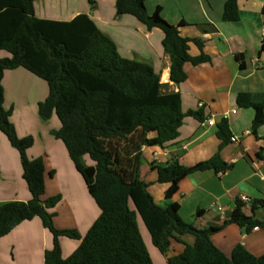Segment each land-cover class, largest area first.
<instances>
[{
    "label": "trees",
    "instance_id": "16d2710c",
    "mask_svg": "<svg viewBox=\"0 0 264 264\" xmlns=\"http://www.w3.org/2000/svg\"><path fill=\"white\" fill-rule=\"evenodd\" d=\"M238 1L225 0L223 21L239 19ZM89 4L93 10L96 0H89ZM115 8L118 15H133L147 29L163 32L162 47L170 58L169 79L174 84L185 81L186 62L197 65L210 61L204 53H189L190 42L202 49V41L182 37L178 26L163 18L159 6L149 13L145 0H115ZM0 49L8 53L0 58V131L19 153L30 192L27 201L0 204V237L22 221L39 217L53 238L52 248L45 251V264H154L140 232L139 217L159 252L167 250L170 238L184 243L183 251L171 257L168 264H264V254L255 256L242 244H236L227 256L211 239L229 223L246 232L264 228V220L243 212L246 203L240 198H236L235 210L222 226L201 229L181 218L177 202L162 206L147 190L148 184L140 177L142 147L176 141L188 116L204 119L202 107L183 110L181 94L162 83L151 65L121 56L114 41L85 13L69 21L35 17L34 0H0ZM18 67L46 81L49 92L38 103V114L43 120L53 113L57 116L60 127L52 134L63 142L100 208V215L83 237L75 229L54 226L53 213L48 209L60 201L61 195L41 198L45 188L44 160L41 156L29 158L27 151L34 138L18 136L10 121L11 109L3 106L4 72ZM236 103L254 110L251 132L257 137L258 128L264 125V102H254L250 93L242 92ZM216 134L222 141L220 148L230 141L226 118L217 124ZM84 155L93 164H84ZM232 166L218 151L190 166L173 159L163 165L152 164L151 168L156 170L159 183L169 184L165 197L171 198L179 181L188 174L209 169L223 174ZM250 207L254 213L264 207V199H250ZM187 234L194 237L193 243L181 239ZM61 236L80 239L67 258L61 256Z\"/></svg>",
    "mask_w": 264,
    "mask_h": 264
},
{
    "label": "crops",
    "instance_id": "0c3cea01",
    "mask_svg": "<svg viewBox=\"0 0 264 264\" xmlns=\"http://www.w3.org/2000/svg\"><path fill=\"white\" fill-rule=\"evenodd\" d=\"M224 2L145 0L147 11L153 13L159 6L163 18L178 26L182 37L202 41V49L189 43L192 56L201 53L210 56V61L197 65L186 62L183 66L186 79L177 85L169 79L170 58L162 47L163 32L158 28L147 29L133 15H118L115 0H96L93 10L89 0H34V16L40 19L69 21L81 13L89 15L114 41L121 56L151 65L160 74L162 83L181 94L184 111L203 108L204 119L186 117L176 141L164 146H143L140 166V177L148 184L147 190L154 200L162 206L177 202L181 218L201 229L222 226L232 216L236 198L264 199V125L258 128L255 137L251 132L254 110L236 103L237 95L242 92L250 93L254 102H264V0H239V19L227 22L222 19ZM6 56L8 53L0 49V58ZM2 87L3 106L11 109L10 121L18 136L34 138L27 151L29 158L41 156L44 160L45 188L41 198L61 195L60 201L48 209L53 213L54 226L75 229L83 237L100 215V208L63 142L52 134L60 127L57 116L53 113L43 120L38 114V103L49 92L46 81L18 67L4 72ZM222 118L227 119L231 136L237 142L230 140L220 148L222 141L216 132ZM209 119L212 125L206 123ZM218 151L223 160L233 165L230 170L223 174L212 169L190 173L179 181L178 190L171 198L165 197L169 184L157 181L152 164L163 165L177 159L190 166ZM82 162L93 164L88 155L82 156ZM29 199L19 153L0 131V204ZM243 212L264 220V207L252 213L250 203H246ZM181 239L194 242L189 234ZM211 239L227 256L236 244H242L255 256L264 254V228L246 232L229 223ZM79 243L80 239L61 236L62 258L71 255ZM52 246V235L39 217L22 221L0 237V264H45V251ZM184 247L183 242L170 238L169 247L162 253L163 264H168ZM152 260L157 264L153 257Z\"/></svg>",
    "mask_w": 264,
    "mask_h": 264
},
{
    "label": "rangeland",
    "instance_id": "374dc122",
    "mask_svg": "<svg viewBox=\"0 0 264 264\" xmlns=\"http://www.w3.org/2000/svg\"><path fill=\"white\" fill-rule=\"evenodd\" d=\"M138 225L140 228L141 235L144 239V242L150 251V254L155 259L157 264H163V260H162L163 254L161 252H159V250L151 243L148 231L146 230V227L144 226L143 222L141 221V219L139 217H138Z\"/></svg>",
    "mask_w": 264,
    "mask_h": 264
},
{
    "label": "built area",
    "instance_id": "2783aa9c",
    "mask_svg": "<svg viewBox=\"0 0 264 264\" xmlns=\"http://www.w3.org/2000/svg\"><path fill=\"white\" fill-rule=\"evenodd\" d=\"M206 123L209 124V125H212L213 124V121H212V119H209V120H207ZM230 140L232 142H237V138L234 137V136H231ZM240 199L242 201H244L245 203H250V199L248 197H246V196H242V197H240ZM254 228H257V227H254Z\"/></svg>",
    "mask_w": 264,
    "mask_h": 264
}]
</instances>
